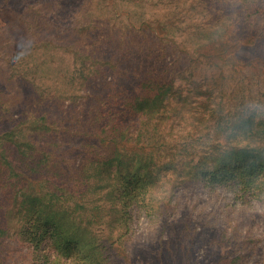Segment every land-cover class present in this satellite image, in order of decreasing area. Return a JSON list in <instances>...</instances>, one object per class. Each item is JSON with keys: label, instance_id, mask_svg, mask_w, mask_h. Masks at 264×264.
<instances>
[{"label": "rangeland", "instance_id": "obj_1", "mask_svg": "<svg viewBox=\"0 0 264 264\" xmlns=\"http://www.w3.org/2000/svg\"><path fill=\"white\" fill-rule=\"evenodd\" d=\"M263 170L264 0H0V264H264Z\"/></svg>", "mask_w": 264, "mask_h": 264}, {"label": "trees", "instance_id": "obj_2", "mask_svg": "<svg viewBox=\"0 0 264 264\" xmlns=\"http://www.w3.org/2000/svg\"><path fill=\"white\" fill-rule=\"evenodd\" d=\"M263 181H264V170L263 171H261L260 173H258V174H255L252 178H250L249 179V184L251 185V186H253V185H259L260 183H263ZM247 184V183H246ZM248 186V185H247ZM246 186V187H247ZM248 188V187H247Z\"/></svg>", "mask_w": 264, "mask_h": 264}]
</instances>
